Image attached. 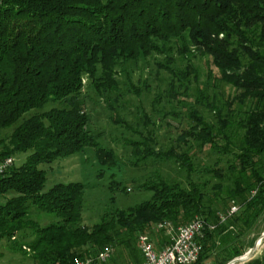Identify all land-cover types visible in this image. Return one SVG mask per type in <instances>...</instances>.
<instances>
[{"label": "trees", "instance_id": "1", "mask_svg": "<svg viewBox=\"0 0 264 264\" xmlns=\"http://www.w3.org/2000/svg\"><path fill=\"white\" fill-rule=\"evenodd\" d=\"M166 44L185 59L171 74L186 93L190 127L168 154L184 179L168 178L150 199L87 225L84 185L44 189L39 165L85 147L108 161L86 127L90 100L81 98L82 80L97 81V91L112 97L119 62L139 52L163 54ZM194 58H205L206 70L190 93L200 76ZM216 83L233 93L222 97ZM7 130L0 160L11 157L13 164L0 176V197L10 193L0 204V237L31 252L32 264H77L107 246L136 245L140 253L139 233L158 221L176 227L195 216L204 229L192 264L228 263L243 254L241 237L264 218V0H0V133ZM208 152L212 168L198 159ZM17 154L24 155L20 165ZM208 176L218 180L209 190L201 181ZM40 214L51 219L41 222Z\"/></svg>", "mask_w": 264, "mask_h": 264}, {"label": "rangeland", "instance_id": "2", "mask_svg": "<svg viewBox=\"0 0 264 264\" xmlns=\"http://www.w3.org/2000/svg\"><path fill=\"white\" fill-rule=\"evenodd\" d=\"M163 49V54L139 52L134 59L119 62L114 70L116 75H113L119 89L112 92V97H106L111 93L108 90L97 91V81H90L88 76H84L82 80L81 98L90 100L87 102L89 122L86 127L98 147L109 155L108 161L101 158L95 148L85 147L77 154L39 165L46 174L44 189L59 182H80L84 185L81 216L87 225L98 222L102 215H116L129 206L150 199L153 189H158L168 178L178 181L184 179L180 175L178 164L168 154L177 152L180 131L190 127L185 118L188 105L183 97L186 93H183V85L180 86L178 76L171 74V71L175 73L182 69L185 59L181 61L176 48H171L169 44L163 45ZM191 62L199 69L200 75L196 81L190 75L187 76L188 80H192L190 93H193L195 87L204 80L206 68L205 58H194ZM216 86L223 92L222 97L234 91L225 84L216 83ZM209 103L214 105L211 100ZM55 104L60 106L61 103ZM48 108L47 105L44 110ZM199 111L204 112L203 117L210 119L206 110ZM31 113L32 111L27 112L26 116ZM9 132L2 131L0 136ZM199 157L203 166L212 168L209 166L212 157L210 154ZM13 158L15 165L24 161V155L21 154ZM201 181L208 184L207 190L213 183H218L211 176ZM182 186L185 187L184 182ZM9 197L10 193L1 195L0 204H4ZM37 217L41 222L51 219V216L44 214ZM194 219L199 218L195 216L190 221ZM163 222L165 221H158L148 232H142L155 249L164 247L176 230L184 225L175 227L167 223L164 226ZM263 232L264 218L255 222L252 230L241 237L243 254ZM107 247L110 255L105 261H97L98 255L88 256L86 259L96 264H142L136 245H133V249ZM30 256L31 252L24 247L10 248V241L0 237V264H32ZM255 257L264 258V238L259 241L249 260ZM213 262V258H207L204 264Z\"/></svg>", "mask_w": 264, "mask_h": 264}, {"label": "built area", "instance_id": "3", "mask_svg": "<svg viewBox=\"0 0 264 264\" xmlns=\"http://www.w3.org/2000/svg\"><path fill=\"white\" fill-rule=\"evenodd\" d=\"M13 164L11 157L0 160V176L3 175ZM235 211L233 207L231 212ZM166 226L167 223L163 222ZM204 223L200 219H194L179 227L170 243L161 249H155L149 239L141 234L137 238L138 248L142 257V264H192L201 253V244L198 238L201 237ZM109 256V250L105 249L97 256V260L105 261ZM77 264H92L90 260H81Z\"/></svg>", "mask_w": 264, "mask_h": 264}, {"label": "water", "instance_id": "4", "mask_svg": "<svg viewBox=\"0 0 264 264\" xmlns=\"http://www.w3.org/2000/svg\"><path fill=\"white\" fill-rule=\"evenodd\" d=\"M264 238V232L261 234L259 239L253 244V246L242 256H238L230 260L227 264H239L248 261L254 254L259 244V241Z\"/></svg>", "mask_w": 264, "mask_h": 264}]
</instances>
